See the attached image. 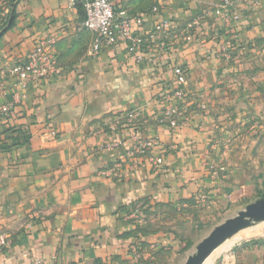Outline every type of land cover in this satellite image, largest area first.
Returning <instances> with one entry per match:
<instances>
[{
    "label": "crops",
    "instance_id": "obj_1",
    "mask_svg": "<svg viewBox=\"0 0 264 264\" xmlns=\"http://www.w3.org/2000/svg\"><path fill=\"white\" fill-rule=\"evenodd\" d=\"M12 1L0 0V25ZM221 1L113 0L123 19H145L141 61L124 43L90 53L80 6L18 1L0 37V82L9 87L5 73L43 36L54 38L61 71L0 113V264H145L168 243L145 230L142 210L227 202V187L242 184L233 178L243 131L264 129L254 89L264 80V0H231L240 20L230 25L213 12ZM164 19L173 28L159 32ZM177 66L188 70L185 97L168 104ZM147 139L155 144L138 152ZM245 183L250 196L256 185ZM218 264H264V240Z\"/></svg>",
    "mask_w": 264,
    "mask_h": 264
},
{
    "label": "built area",
    "instance_id": "obj_2",
    "mask_svg": "<svg viewBox=\"0 0 264 264\" xmlns=\"http://www.w3.org/2000/svg\"><path fill=\"white\" fill-rule=\"evenodd\" d=\"M72 6H80L84 17L81 28L92 34L89 51L92 54L99 52L102 48L110 47L116 43H124L130 56L136 61L145 58L142 48L148 44L146 34L143 33L145 23L144 17H135L133 20L123 19L116 14L113 0H67ZM214 14L220 17L225 25L238 22L240 14L232 7L231 0H222L215 8ZM198 21H193L187 25L188 31L197 27ZM173 28L170 19L161 20L157 30L163 32ZM152 40L161 38L157 35H148ZM151 39H148L150 41ZM54 38L43 36L35 38L30 51L25 58L14 63L5 75L8 77L9 87H5L0 82V96L5 98L0 106V113L7 115L13 104L19 103L26 98V93L30 88L47 86L60 74V68L57 63V55L53 49ZM169 43L163 45L168 46ZM170 45V44H169ZM187 72L184 67L174 68V86L170 92L165 94V103L178 104L185 97V87L187 84ZM7 81V82H8ZM7 96L9 99H7ZM166 113L170 115L172 108H166ZM155 144V141L142 140L136 143V149L140 153H145ZM161 162L160 158L156 159ZM0 242H6L5 237H0ZM28 264H45L39 257L32 256Z\"/></svg>",
    "mask_w": 264,
    "mask_h": 264
},
{
    "label": "rangeland",
    "instance_id": "obj_3",
    "mask_svg": "<svg viewBox=\"0 0 264 264\" xmlns=\"http://www.w3.org/2000/svg\"><path fill=\"white\" fill-rule=\"evenodd\" d=\"M255 88H258V91L263 95V98L259 101L258 109L261 113H264V80L259 82ZM243 134H245L243 136L244 140H242L245 156L236 165L239 168H243V172L241 176L238 175L233 180L236 179L235 183L242 181L241 185H246L245 182L247 180H252L256 185V190L250 196H247L241 190V185L237 186L236 184L227 187V202H221L220 204L211 205L206 199H203L204 201L192 199L184 204L172 205L163 203V205H155L142 210V214L139 217L145 230L152 234H156L159 231L164 233L165 236L163 238L168 243V245H162L157 252L150 253L151 255L145 264H184L187 257L195 251L196 245L207 236L213 227L234 216L247 203L259 198L258 191L263 188L264 184H261V182H264V129H254V131H246V133L243 131ZM256 141H259L257 146ZM256 154L259 155V158L255 157V159H252ZM244 180L245 182H243ZM236 187H240L238 189L240 194L238 195L233 192ZM258 187L259 189H257ZM251 228H259V230L261 228L263 230L264 223ZM263 240L264 235L253 236L242 239L227 250H222L218 247L210 254L212 258L210 264H218L224 256L234 252L243 245Z\"/></svg>",
    "mask_w": 264,
    "mask_h": 264
},
{
    "label": "water",
    "instance_id": "obj_4",
    "mask_svg": "<svg viewBox=\"0 0 264 264\" xmlns=\"http://www.w3.org/2000/svg\"><path fill=\"white\" fill-rule=\"evenodd\" d=\"M19 0L11 3L12 11ZM14 15L11 14L7 24L0 30V37L12 25ZM264 223V196L247 203L243 209L234 216L225 219L213 227L195 247V251L189 255L184 264H202L206 258L218 248L224 241L231 238L240 230Z\"/></svg>",
    "mask_w": 264,
    "mask_h": 264
},
{
    "label": "bare ground",
    "instance_id": "obj_5",
    "mask_svg": "<svg viewBox=\"0 0 264 264\" xmlns=\"http://www.w3.org/2000/svg\"><path fill=\"white\" fill-rule=\"evenodd\" d=\"M262 236L264 235V229L262 230L260 228L258 229H254V228H246L243 230H240L239 232H237L236 234H234L231 238L227 239L226 241L223 242V244H221L219 247L222 250H227L228 248H230L232 245H234L235 243L241 241L242 239H247L253 236ZM207 260H205L202 264H210L211 263V256L209 255L207 258Z\"/></svg>",
    "mask_w": 264,
    "mask_h": 264
},
{
    "label": "trees",
    "instance_id": "obj_6",
    "mask_svg": "<svg viewBox=\"0 0 264 264\" xmlns=\"http://www.w3.org/2000/svg\"><path fill=\"white\" fill-rule=\"evenodd\" d=\"M11 14H13L14 17L16 15V11L15 10L12 11V8L9 9V13L7 15L6 21L2 25H0V30L7 24V21H8ZM258 193H259V198L264 196V184H263V188L260 191H258Z\"/></svg>",
    "mask_w": 264,
    "mask_h": 264
}]
</instances>
